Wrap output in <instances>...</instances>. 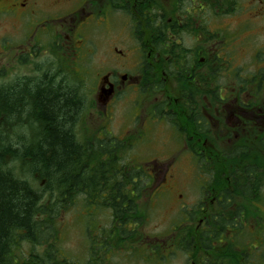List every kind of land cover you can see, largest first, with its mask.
<instances>
[{"label":"flooded vegetation","instance_id":"flooded-vegetation-1","mask_svg":"<svg viewBox=\"0 0 264 264\" xmlns=\"http://www.w3.org/2000/svg\"><path fill=\"white\" fill-rule=\"evenodd\" d=\"M9 18L16 38L5 35ZM106 32L127 34L130 43L110 46L111 64L90 82L83 66L94 51L88 35ZM70 70L77 93L90 89L108 121L130 90L128 135L137 144L150 142L147 126L169 124L177 148L172 165L184 158L219 164L220 172L197 178L202 200L193 210L180 206L170 235H138V243L167 259L185 250L188 264L217 257V264H264V0H0V98L13 91L32 101L26 88L48 78L66 84ZM5 114L2 107L0 127ZM156 167L148 174L150 203L176 188L169 168L156 175ZM217 206L219 230L212 220ZM11 236L2 262L38 264L35 252L20 248L36 246L32 238L19 229ZM113 238L122 244L115 249L133 239L115 231Z\"/></svg>","mask_w":264,"mask_h":264},{"label":"trees","instance_id":"trees-1","mask_svg":"<svg viewBox=\"0 0 264 264\" xmlns=\"http://www.w3.org/2000/svg\"><path fill=\"white\" fill-rule=\"evenodd\" d=\"M64 84L48 78L26 88L32 101L26 95L18 98L13 91L0 98V109L4 108L7 119L15 118L21 123V118L27 116L29 122L37 125L26 138L19 136L18 146H11L6 138L0 137V264L9 262L7 259L2 262L1 255L15 241L11 236L15 229L20 230L22 237H31L37 245L56 239L53 215L58 216L64 204L71 203L76 195L85 196L88 205L100 199L111 210L112 226L119 235L134 236L135 233L125 231L126 227L130 224L139 227L145 222L139 201L146 193L145 185L150 177L142 168L126 161L122 143L112 136L107 135L103 140L77 139L74 125L83 98L76 95L77 88ZM8 159L27 163L30 173L45 183L41 193L7 169ZM202 164L205 171L212 164L220 172L218 163ZM44 193L56 195V203L49 207L41 205ZM94 198L95 202H91ZM212 220L214 229L223 226L222 213L214 215ZM51 247L52 251L37 256L38 264H72L54 258L53 243Z\"/></svg>","mask_w":264,"mask_h":264},{"label":"rangeland","instance_id":"rangeland-1","mask_svg":"<svg viewBox=\"0 0 264 264\" xmlns=\"http://www.w3.org/2000/svg\"><path fill=\"white\" fill-rule=\"evenodd\" d=\"M9 21L5 22V35L8 38H16V23L11 18H9ZM88 39L94 51L89 57V63H85L83 66L91 73L89 80L92 82L98 68L102 69L111 64L114 53L110 52V46L115 45L125 49L124 45L130 43V41L127 34L120 32H111L110 34L107 32L102 34L91 33L88 35ZM79 69H81V66ZM73 77V71L70 70L67 73L66 78L68 80L66 79L65 87L73 86L77 88L79 86V83ZM77 91L79 90L77 89ZM127 92L129 93L127 98L117 105L112 120L108 121L105 117H101L96 107L92 105L93 92L84 87L81 91L83 107L74 125L77 139L79 141H85L92 137L104 139V134L110 133L118 139L127 141L128 145L126 148L128 152L126 159H130L134 166L145 167L148 173H150L152 166L144 163L149 161L156 162V175L167 166L170 173L174 175V179L176 178V188L174 192L171 191L166 195L156 196L152 203L149 202L148 197L141 200L139 211L141 215L145 216L143 226L135 228L132 225L129 227V231H136V237L131 236L134 238L129 241V248L122 249L123 247H121L115 250L111 249V246L115 248L116 246H122V244H119L113 238L112 230H114V226H112L111 212L108 207L102 205L101 201L99 206L97 204L88 205V199L85 196L76 195L71 203L64 204V209L58 216L53 215L55 217L53 223L56 230V239H52L53 251L55 253L56 248L59 256L76 264H96L97 259H100V264H188L189 260L185 256V250H178L170 259L163 258L159 253L160 251L153 252L149 245H146V247L140 245L137 236L158 238L167 235L173 222L176 223L177 220H180V206L193 210L195 206L200 204L202 193L195 184L198 183V177L209 178V174L200 172L199 166L194 165L187 158L182 159L178 165V161L172 165L170 161L174 158L169 156L175 155L177 148L169 140L170 135H172V128L169 124L163 125L158 122L153 126H147L150 142L137 144L136 137L128 135V118L131 116V108L135 96H132L129 89L125 93ZM78 93L81 96V93ZM78 93H76L77 96ZM6 119L5 115V124L0 127V137L6 138L7 143H11L9 144L11 146H18L20 142L19 136L26 138L28 132L36 130L37 127L36 123L28 121L29 118L27 116L21 118V123H18L15 118L7 119V122ZM4 139L2 140V145L6 144ZM130 144L134 145L131 146ZM218 149L220 148L218 147ZM123 153L126 154L125 150H123ZM6 166L15 177L28 181L31 186L41 193V188L45 183L36 175L30 173L27 163L14 162L13 159H8ZM205 172H215L212 164ZM200 182L205 183L202 179ZM42 195L41 205L45 204L49 207L57 201L54 194L44 193ZM93 201L95 202V198L91 200V202ZM218 210L219 207L217 206L213 209V213L218 212ZM181 212L183 213V211ZM105 238L109 245H105L103 241ZM216 246L217 248L213 250L214 257L221 252L220 245L217 243ZM20 248L24 251L35 252L37 255H42L45 249L44 246L33 247L28 244H22ZM58 255L54 258H58ZM218 261H221L220 257L215 258L213 264H217Z\"/></svg>","mask_w":264,"mask_h":264}]
</instances>
